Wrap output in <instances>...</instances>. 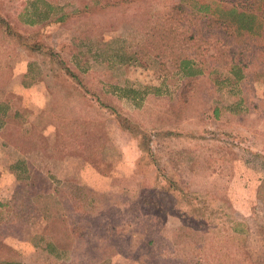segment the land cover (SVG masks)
<instances>
[{
    "label": "rangeland",
    "instance_id": "obj_1",
    "mask_svg": "<svg viewBox=\"0 0 264 264\" xmlns=\"http://www.w3.org/2000/svg\"><path fill=\"white\" fill-rule=\"evenodd\" d=\"M195 2L0 0V264H264L263 42Z\"/></svg>",
    "mask_w": 264,
    "mask_h": 264
},
{
    "label": "trees",
    "instance_id": "obj_2",
    "mask_svg": "<svg viewBox=\"0 0 264 264\" xmlns=\"http://www.w3.org/2000/svg\"><path fill=\"white\" fill-rule=\"evenodd\" d=\"M251 2H255L256 0H247ZM224 2H228L232 5H227ZM215 3V5H213ZM240 3V0H214V1H203L199 2L197 0L196 5H199L198 8V16L200 21L203 22H209L210 26H213L214 24L219 26L218 33L216 34V37L219 36L221 33L220 31H225L222 27L225 24L224 22L230 21L233 22L237 29L240 31H244L243 33H246L248 36H255L260 39L261 42H263V48H264V21L260 19V13L264 14V4L258 6L259 11H251L244 8H239L242 6ZM185 9L187 10V6L185 3H179L176 5L173 10H169L167 12V21H179L181 20V17L183 14H185ZM49 13H46V19L49 18ZM43 19V20H46ZM58 19H64V15L58 17ZM212 32V31H211ZM194 36L191 34L187 37L188 40L192 39ZM27 46H30L26 43ZM40 48V46L38 47ZM224 52V51H223ZM231 54H235V52H231ZM229 62V61H228ZM228 70L234 75L235 78L241 79L244 77L243 71L246 68V63L241 61H234L231 63H228ZM225 63V64H226ZM180 66L184 69L186 75L188 77H194L201 73V70L196 69V66L193 64V59L190 57H182L180 59ZM73 76H77V73H72ZM114 112L117 113L116 107H112ZM119 114V113H118ZM127 120L125 119L124 122ZM32 179L33 175L29 174L28 179Z\"/></svg>",
    "mask_w": 264,
    "mask_h": 264
}]
</instances>
